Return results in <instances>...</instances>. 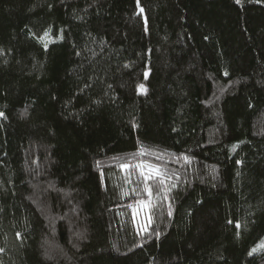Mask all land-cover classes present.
Returning <instances> with one entry per match:
<instances>
[{
    "label": "trees",
    "instance_id": "trees-1",
    "mask_svg": "<svg viewBox=\"0 0 264 264\" xmlns=\"http://www.w3.org/2000/svg\"><path fill=\"white\" fill-rule=\"evenodd\" d=\"M0 112V264H264V0H0Z\"/></svg>",
    "mask_w": 264,
    "mask_h": 264
},
{
    "label": "snow or ice",
    "instance_id": "snow-or-ice-1",
    "mask_svg": "<svg viewBox=\"0 0 264 264\" xmlns=\"http://www.w3.org/2000/svg\"><path fill=\"white\" fill-rule=\"evenodd\" d=\"M138 2H139V0H138ZM235 2H236L237 4H239V3H241V0H235ZM140 11L143 12V9L141 8ZM48 35H49V32H48V31H45V32H44V36H48ZM206 39H207V38H206ZM46 46H47V45H45V47H46ZM227 74H228V73L225 72V75H227ZM147 75H148V72H145V76H146V77H147ZM139 88H140L142 91H146V89L144 88V85H143V84L139 85ZM3 115H4V114H3L2 112H0V116H3ZM185 159L187 160L188 157H185ZM238 163H240V162L238 161ZM121 167L127 169V168L129 167V165H126V164H125V165H121ZM136 167L141 168V167H143V166H142V165H137ZM153 174H155L156 176H160V175H161V170H160L159 168H155V167L149 166V168H148V172H147V173H144V175H145V179H146V180H150V179H152ZM145 190L147 191L149 198H151V195H152V189L146 185ZM142 203H143V206H144V207H149V206H150V199H149V201H147V202H142ZM169 215H171V212H169ZM149 222H151L150 218H149ZM229 223H232V221H229ZM240 226H241L240 223H239V222H236V227L239 228ZM17 235H19V233H18ZM259 247H264V242H262V243L259 245ZM256 251H257V248L254 247V248L249 252V255H251L252 253H254V252H256Z\"/></svg>",
    "mask_w": 264,
    "mask_h": 264
},
{
    "label": "rangeland",
    "instance_id": "rangeland-1",
    "mask_svg": "<svg viewBox=\"0 0 264 264\" xmlns=\"http://www.w3.org/2000/svg\"><path fill=\"white\" fill-rule=\"evenodd\" d=\"M139 216L142 221L148 220V209L142 205H140V210H139Z\"/></svg>",
    "mask_w": 264,
    "mask_h": 264
}]
</instances>
